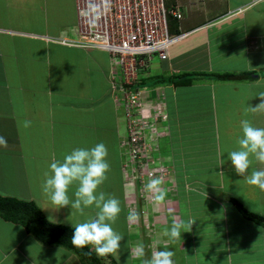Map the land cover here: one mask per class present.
I'll return each instance as SVG.
<instances>
[{"label":"crops","instance_id":"obj_1","mask_svg":"<svg viewBox=\"0 0 264 264\" xmlns=\"http://www.w3.org/2000/svg\"><path fill=\"white\" fill-rule=\"evenodd\" d=\"M251 1L177 0L182 18L170 21L169 30L188 36L168 60H156L140 78L153 85L146 89L147 100L164 101L167 121L158 124L163 135L151 158H160L168 171L162 183L165 201L157 207L149 200L141 222L146 218L153 229L160 227L151 237L157 246L148 249L167 247L175 253V264H264V228L245 219L231 202L264 218V191L245 183L227 154L238 147L241 120L264 127V113L245 112L260 103L256 96L264 91V1ZM75 24L73 0H0V136L7 140V147H0V195L37 203L48 222L62 226L71 210H54L42 194L40 175L57 146L62 159L77 147L106 145L110 170L113 164L120 177L123 217L140 188L135 186L129 204L133 191H126L123 182L127 158L120 144L125 122L111 89L109 61L92 59L89 52L97 50L60 43L73 37ZM184 74L209 76L195 77L187 86L169 82ZM217 75L248 76L222 81ZM207 101L209 109L203 105ZM24 121L30 126L25 128ZM261 167L253 159L248 173ZM74 191L75 186L69 189V197ZM185 194L203 202L195 219L187 200L181 209ZM173 218L196 222L190 231L182 229L181 240L168 243L162 233ZM30 236L0 219V264H39L22 251ZM44 248L49 254L50 247Z\"/></svg>","mask_w":264,"mask_h":264},{"label":"built area","instance_id":"obj_2","mask_svg":"<svg viewBox=\"0 0 264 264\" xmlns=\"http://www.w3.org/2000/svg\"><path fill=\"white\" fill-rule=\"evenodd\" d=\"M73 1L76 13L73 37L63 38L60 43L108 55L112 70L111 89L116 93L115 96L122 97L119 101L116 99V102L124 114L127 126L122 142L127 155L123 170L131 169L132 174L128 176L133 184L140 187L138 193L141 194L140 199L144 205L147 197L152 201L145 191L147 181L152 177H159L163 182L167 172L164 170L163 175L162 169L150 168L151 154L157 147H152V152L147 155L136 151L135 145L143 141L140 137L142 130L146 126L156 128L158 120L139 118L140 103L142 99L145 100L141 93L148 90L139 89L137 85L155 59L165 61L174 45L188 36L187 33H170L169 30L170 21L178 23L181 20V8L176 0L171 5H167L166 0ZM262 1L264 0L251 2L254 5ZM160 115L161 120L167 119V114L162 112ZM135 118L140 125L135 126ZM162 134L163 131H159V135ZM149 139V144L152 145L150 142L154 139ZM130 156L133 161L129 159ZM133 162H139L140 166L137 167L136 164L134 168Z\"/></svg>","mask_w":264,"mask_h":264},{"label":"clouds","instance_id":"obj_3","mask_svg":"<svg viewBox=\"0 0 264 264\" xmlns=\"http://www.w3.org/2000/svg\"><path fill=\"white\" fill-rule=\"evenodd\" d=\"M256 97L260 99V103L255 107L246 106V113H264V91ZM30 124L31 121L23 122L25 128ZM240 129L242 135L237 138L238 147L227 153L228 160L235 173L243 177L245 183L264 191V167L248 173L253 159L264 165V127H256L250 120L243 119L240 121ZM0 147H7V140L2 136H0ZM107 157L108 149L103 142L91 148H74L69 153H65L62 159H57L56 154L51 153L41 190L54 210L67 207L70 208L71 214L74 211L83 216L85 209L94 207L97 210L94 216L75 225L71 243L81 248L91 245L98 255H112L119 259L120 243L124 237L114 230L113 224L116 223L121 212L120 201L103 191L98 192L110 171ZM224 163L225 161L220 158V167ZM218 174L224 176L222 172ZM162 183L161 178L152 177L145 185V191L149 193L157 207L166 198V190L162 187ZM73 186H75L74 199H70L68 193ZM133 208L134 206L128 210L130 212L127 216L130 227L140 221V213ZM195 222L193 219L185 221L173 218L170 228L165 229L162 235L168 238V243L181 240L182 229L186 228L190 231ZM130 254L133 258L141 260V264H175L173 259L175 253L167 250V247L164 250L154 249L151 257L146 258L145 245L143 242H138L130 249Z\"/></svg>","mask_w":264,"mask_h":264},{"label":"rangeland","instance_id":"obj_4","mask_svg":"<svg viewBox=\"0 0 264 264\" xmlns=\"http://www.w3.org/2000/svg\"><path fill=\"white\" fill-rule=\"evenodd\" d=\"M176 2H177V0H176ZM177 4H178V2H177ZM257 4H259V3H257ZM182 41L175 44L174 46L179 45ZM171 50H170V52H171ZM89 55L91 56L92 59L98 58V60L101 62V64H103L104 62L108 63V61L110 64L109 57L105 53H100L99 51L98 52L92 51V52H89ZM169 57H170V54L166 60H168ZM154 62H156V59L151 64H153ZM92 68H93V66H92ZM143 75L146 76L145 74H143ZM143 84H144L143 88H146V89L151 88L153 86V85L148 86L149 85L148 83H143ZM139 89H142V88H139ZM141 94L145 96V100H143V99L141 100V102H142V103H140L141 108L139 109V111L141 113V117H139V118H143V119L148 118V120H151V121L155 118L158 119L157 123H156V128L146 126L142 130L140 137H142L143 141L140 144L135 145L137 153H141V155H144V154L147 155L148 153L152 152V147H157V145L160 144V142H159L160 137L163 134L160 136L159 131H163V130L159 128L158 124L165 123L167 121V119L161 120L159 117L161 116L160 113H162V112L165 114H167V113L165 110L164 101L162 99H159V100L149 99V100H147V97H146L147 93H141ZM148 97H152V95L149 94ZM116 99L119 101L122 99V97L121 96L118 97V96L114 95V100H115V103L117 104ZM179 105L182 106L181 103H179ZM203 105H205L206 107L208 105V109L210 108L209 101L204 102ZM123 115L124 114L122 113V116ZM206 116H207V113L204 111L203 120H206ZM208 117L209 118L211 117L210 111H208ZM123 118H124V116H123ZM124 122H125V119H124ZM127 124H128V122H127ZM134 124H135V126L140 125L139 122L136 120V118H135ZM126 127L127 126H126V122H125V128H124L125 134L122 137L121 143H120L123 150H126L125 146L122 145V142L124 141V137L126 136V129H127ZM127 135H129V133ZM130 136L134 137L133 134H131ZM150 137H151V139H154L153 142H150V143H152V145L149 144V141H150L149 138ZM56 150H58V146L54 149V151L52 153H55L57 159H59L58 152ZM123 152L127 158L125 151H123ZM50 155H51V153L49 151V154L46 156L45 161L47 164L45 165V167H48L50 164ZM129 159L131 160V156ZM131 161H133V160H131ZM125 163H126V160L124 159V164ZM133 165H134V168H135V165L137 167L140 166L139 162L138 163L133 162ZM150 165H151L150 168L157 169V170L162 169L163 175L165 174V172H164V170H165L167 172V175H168V171L166 168H164L160 158H157L155 160L150 159ZM112 166H113V168H112V170L109 171L107 180L104 182L103 185L100 186V188L98 189V192L104 190V193L106 195H112L120 201V194H121V187H120V181H119L120 177H119V174H118V172H117V170L113 164H112ZM47 169L40 172V175L42 176V178L44 176V172L47 171ZM123 173H124V176H123L124 181L123 182H124V185L126 187L125 188L126 191H131V190L133 191V194L129 198H127L128 203L131 204V202H132L131 198L134 196V192H135V190H134L135 184H133L130 177L128 176V175L132 174L131 169L129 168L126 171L123 170ZM160 176H162V175H160ZM166 179H167V177L163 181H165ZM163 183H165V182H163ZM140 195H141L140 193H138V195L135 193V197L133 198V202H135V203L132 202L133 206H134L133 209L140 213V221L138 224L132 225L130 228H128L129 226L126 227V223L128 222V220H127V216L129 214L128 212H130V211H128L130 205H129L128 210L125 214V217H123L122 206L120 204L121 212L119 214V217H118L116 223L113 224L114 230L119 232L120 234H122L124 237V239L120 243L119 259H116L112 255L100 256L97 254L98 257L102 258L103 264H113V262H115L116 264H141V260L135 259L131 256L130 249L136 243L143 242V244L145 245L146 258H150L151 257L150 251H152L154 246H157L156 245L158 243L157 239H155V238L153 239L151 237L158 236L157 232L160 229V227H159V229L158 228L153 229V227L150 225L151 222L148 223L146 218H145L144 222H141L142 221L141 217L146 212H148V206H151L150 205L151 202L149 203V198L147 197L148 203L145 204L146 206L141 207L140 205H143V201L140 199ZM186 197H187L186 194L183 195V200L181 203L182 204L181 209H182V211L184 210L183 207L187 204V202L185 200H187L189 203V207L193 211V218L195 219L196 216L201 214V212L198 213L199 208H197V207H200V209L203 208V206H202L203 202H202V200H200L199 198L197 199L196 197H188V198H186ZM70 199H74V195H71ZM198 200H200V202ZM36 205H37V203H36ZM37 207L40 208V206H37ZM62 210H64V209H62ZM206 210H209V209H206ZM96 211L97 210L94 207L89 208V209H85V215H83V216L79 215L78 213H74V211H73V214H71V211H70V214L66 215V216H68L66 221L64 220V221H62V223L66 224L67 226L75 227L76 224L84 222L88 218L94 216ZM63 214H65V212H63ZM209 214H211L210 210H209ZM47 215H49V213H47ZM47 217H49V216H47ZM55 218H59V216H56ZM202 218L203 219L206 218L205 214L202 215ZM211 220H215V219L211 218ZM128 225H129V222H128ZM129 229H130V233L128 232ZM127 233H129V234H127ZM138 237H140V238H138ZM126 243H127V245H126ZM150 246L152 247V249H148ZM24 247L26 249L23 248L24 250H22V251L27 253L31 257L33 254L35 257L34 259H36L35 261L39 264L40 263L41 264H81L80 260L78 259V257L75 254H74L75 255L74 258H72L71 252H69L66 249H63L62 247L53 246V247L47 248V251L49 253V254H47L46 250H44L45 249L44 246L43 245H37L36 241L34 240V238L32 236L28 237L27 241L24 242ZM93 250H94V248H93Z\"/></svg>","mask_w":264,"mask_h":264},{"label":"trees","instance_id":"obj_5","mask_svg":"<svg viewBox=\"0 0 264 264\" xmlns=\"http://www.w3.org/2000/svg\"><path fill=\"white\" fill-rule=\"evenodd\" d=\"M176 22V21H175ZM251 75V74H248ZM248 75L221 76L214 78L222 81L234 80ZM209 76L207 74H184L169 79V82L177 86H187L195 77ZM143 82L139 81L138 88H143ZM234 202L239 213L248 221L264 228V218L246 210L242 205ZM0 219L15 225H19L30 234L38 243L48 247H62L75 254L81 264H103L102 258L98 257L93 246L76 247L72 245L71 238L74 228L56 225L46 220L43 212L33 202L22 201L13 197L0 195ZM113 264H116L113 262Z\"/></svg>","mask_w":264,"mask_h":264},{"label":"water","instance_id":"obj_6","mask_svg":"<svg viewBox=\"0 0 264 264\" xmlns=\"http://www.w3.org/2000/svg\"><path fill=\"white\" fill-rule=\"evenodd\" d=\"M254 77H256V76H254Z\"/></svg>","mask_w":264,"mask_h":264}]
</instances>
